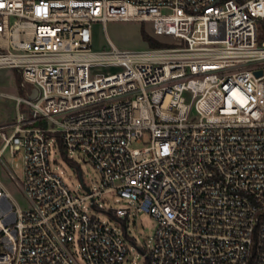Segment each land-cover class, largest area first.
I'll use <instances>...</instances> for the list:
<instances>
[{"label": "built area", "instance_id": "built-area-1", "mask_svg": "<svg viewBox=\"0 0 264 264\" xmlns=\"http://www.w3.org/2000/svg\"><path fill=\"white\" fill-rule=\"evenodd\" d=\"M108 21L163 47L94 50ZM2 69L25 96L0 93V162L22 155L28 207L0 182V264H122L130 238L83 205L108 193L156 222L145 264H264V0H0ZM52 147L101 188L75 195Z\"/></svg>", "mask_w": 264, "mask_h": 264}, {"label": "rangeland", "instance_id": "rangeland-1", "mask_svg": "<svg viewBox=\"0 0 264 264\" xmlns=\"http://www.w3.org/2000/svg\"><path fill=\"white\" fill-rule=\"evenodd\" d=\"M141 29L151 38L159 41L153 36L151 23L137 21H108L105 30L98 23L91 27V43L94 50L108 48V41L117 49L122 51H139L150 48L142 39ZM160 42V41H159ZM0 93H8L16 96H25L19 89V76L6 69L0 70ZM16 109L12 99L0 96V125L15 120ZM134 147H143V145H134ZM17 160L6 152L0 162V182L5 190L11 196L15 205L20 208H27L28 203L15 181L10 178L9 172L14 174L18 180L22 175V155H16ZM69 160L59 153L54 147L50 149V161L57 167L64 183L77 196H84L83 186L92 191H98L101 188L100 176L89 163L85 162L81 154L71 153ZM83 185V186H82ZM96 203L100 204L102 209L97 210L89 206L85 201L83 205L88 208L91 214L96 215L101 221L108 224L118 233L124 231L128 235V252L122 264H145L143 254L151 246L150 239L153 237L156 222L148 214L137 212L132 207H128L126 199L118 197L114 193L103 194L96 198ZM115 209H129V216L116 221L111 218L107 212Z\"/></svg>", "mask_w": 264, "mask_h": 264}, {"label": "trees", "instance_id": "trees-1", "mask_svg": "<svg viewBox=\"0 0 264 264\" xmlns=\"http://www.w3.org/2000/svg\"><path fill=\"white\" fill-rule=\"evenodd\" d=\"M141 36L142 39L147 43V45L150 48H160L163 47V44L160 43L159 41L151 38L149 35H147V33L144 31V29H141Z\"/></svg>", "mask_w": 264, "mask_h": 264}, {"label": "water", "instance_id": "water-1", "mask_svg": "<svg viewBox=\"0 0 264 264\" xmlns=\"http://www.w3.org/2000/svg\"><path fill=\"white\" fill-rule=\"evenodd\" d=\"M260 74V72H256V75H259ZM87 190V189H86Z\"/></svg>", "mask_w": 264, "mask_h": 264}]
</instances>
